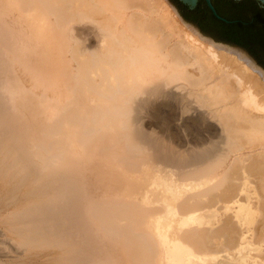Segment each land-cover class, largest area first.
<instances>
[{
    "label": "bare ground",
    "instance_id": "bare-ground-1",
    "mask_svg": "<svg viewBox=\"0 0 264 264\" xmlns=\"http://www.w3.org/2000/svg\"><path fill=\"white\" fill-rule=\"evenodd\" d=\"M11 207L17 264H264V83L165 0H0Z\"/></svg>",
    "mask_w": 264,
    "mask_h": 264
},
{
    "label": "water",
    "instance_id": "water-1",
    "mask_svg": "<svg viewBox=\"0 0 264 264\" xmlns=\"http://www.w3.org/2000/svg\"><path fill=\"white\" fill-rule=\"evenodd\" d=\"M202 42L236 57L264 83V0H165Z\"/></svg>",
    "mask_w": 264,
    "mask_h": 264
},
{
    "label": "rangeland",
    "instance_id": "rangeland-1",
    "mask_svg": "<svg viewBox=\"0 0 264 264\" xmlns=\"http://www.w3.org/2000/svg\"><path fill=\"white\" fill-rule=\"evenodd\" d=\"M180 106H176L175 104H170L168 107L167 106H163V108H161V109H151L150 110V112H143V115H142V121H143V123H145V125H146V128H147V130L150 132V131H152L153 129H154V127H151L150 126V123H151V119L153 118V116L155 115V112H156V114H157V119H159L160 121H161V124L163 123V126H166V125H168V117H170V118H172V117H174L175 115L177 116V114L181 117H185V118H187V117H189L188 115H190V113L189 112H191V111H187L188 109L187 108H185V107H183L182 108V106L179 108ZM178 108V109H177ZM183 109V110H182ZM160 110V111H159ZM158 111V112H157ZM181 111V112H180ZM162 116H163V118H162ZM180 117H178V120H176V121H172L171 122V124H170V126L172 125V128L174 129H172L171 128V131H168V130H164L163 132H162V134H163V136L164 137H166L167 139L169 138L168 136H170L171 134L170 133H172V132H176L177 133V131L176 130H178L179 131V134H180V136L181 135H184V136H186L185 138H187L188 136H187V134H188V131H186V128H184L182 125H181V122L179 121V119H180ZM162 118V119H161ZM165 119V120H164ZM191 123V122H190ZM189 124V123H188ZM174 125V126H173ZM199 127L197 126V124H195V123H193V124H191V125H189V126H187V129L190 131V133H195L196 134V130H199L198 129ZM156 129V128H155ZM173 130V131H172ZM193 130H195V131H193ZM156 131V130H155ZM166 131H167V133H166ZM175 133V134H176ZM169 134V135H168ZM190 139H193V137H189ZM192 144H189V146H191ZM255 200V199H254ZM3 209V208H2ZM0 210V219H1V216H3V215H5V214H7L8 212H10V211H12L14 208L13 207H11V208H9L8 210H6V209H3V210ZM2 211V212H1ZM224 215V214H223ZM4 225L2 224V223H0V232L1 233H3V235L1 234L0 236H3V237H0V244H2L1 245V250H2V252H0V264L2 263V264H17L19 261H20V258H17L16 256H22L23 255V253H21L22 252V250H21V248H18L17 247V245L11 240V236L10 235H8L5 231H4ZM2 230V231H1ZM5 238V239H4ZM2 241V242H1ZM4 241V242H3ZM8 241V242H7ZM6 242V243H5ZM4 243H5V245L7 244V246L9 247H7V246H5L4 245ZM8 243H10V244H8ZM14 244V245H13ZM13 245V246H12ZM5 246V247H4ZM16 246V247H15ZM4 247V248H3ZM12 247V248H11ZM13 247H15V248H13ZM263 247V249H264V246H262ZM3 248V249H2ZM17 248V251H18V249H19V252H20V255L19 254H17L16 252V250H14V249H16ZM8 249V250H7ZM12 249V250H11ZM0 250V251H1ZM10 250V251H9ZM3 251H6L5 253H3ZM8 252V253H7ZM11 252H13V253H11ZM18 252V253H19ZM32 252H34V250H32ZM32 252H30L29 253V257L26 255L25 257H24V260L25 261H27L28 263L27 264H38V262H36V260H35V258H34V256H35V253H33V254H31ZM8 255V256H6V255ZM10 255H11V257H10ZM4 256V257H3ZM253 256H255L254 258H252V259H250V262L251 263H255V262H258V263H261V259L258 257V255H257V253H255V254H253ZM15 257V258H14ZM11 258V259H10Z\"/></svg>",
    "mask_w": 264,
    "mask_h": 264
}]
</instances>
